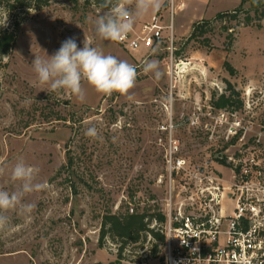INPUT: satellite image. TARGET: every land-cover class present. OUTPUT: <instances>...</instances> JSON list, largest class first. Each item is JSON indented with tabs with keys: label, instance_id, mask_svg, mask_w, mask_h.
Listing matches in <instances>:
<instances>
[{
	"label": "rangeland",
	"instance_id": "obj_1",
	"mask_svg": "<svg viewBox=\"0 0 264 264\" xmlns=\"http://www.w3.org/2000/svg\"><path fill=\"white\" fill-rule=\"evenodd\" d=\"M241 1L176 0L173 63L166 41L160 49L132 54L117 42L99 38L94 21L108 11L97 7L75 8L68 0H53L38 11L9 12L6 0L0 4V27L14 30V23H20L16 45L0 68V189L11 193L19 188L20 182L10 181V171L21 159L39 170L35 182L44 185L24 196V204L34 205L30 213L19 208L6 213L10 224L0 230V264L117 261L118 242L107 238L100 245L102 217L132 207L164 213L171 141L177 142L179 157L192 164L210 161L225 179H230L231 165L243 157L254 156L264 170V19L261 27L256 22L247 26L245 13L237 21H215ZM164 2L159 10L167 26L170 2ZM158 11L138 21L151 20ZM205 20H213L203 37L208 43L191 39L194 25ZM168 34L165 30L164 36ZM73 37L79 48L86 39L134 65L135 87L126 95L109 96L85 83L86 98L80 102L67 91L52 92L40 85L31 65L35 55L51 56ZM148 60L159 63V80L143 72ZM228 82L240 93L242 106L227 109L229 124L214 128L218 110L211 106L212 97L224 93ZM193 120L198 123L192 125ZM234 120L245 141L228 144ZM92 126L100 139L85 136ZM154 244L159 245L156 255ZM122 257V264H160L163 245L149 236L128 247Z\"/></svg>",
	"mask_w": 264,
	"mask_h": 264
},
{
	"label": "built area",
	"instance_id": "obj_2",
	"mask_svg": "<svg viewBox=\"0 0 264 264\" xmlns=\"http://www.w3.org/2000/svg\"><path fill=\"white\" fill-rule=\"evenodd\" d=\"M175 1L169 0V25H164L159 10L149 21L137 20L118 45L133 54L160 49L166 41L173 63ZM178 7L183 8L184 2ZM165 30L169 31L166 37ZM214 119V128L230 122L226 110H218ZM226 141H245L238 121L231 122ZM178 151L177 142L171 141L166 154V221L160 226L154 221L151 226L164 234V264H264V170L256 158L234 162L230 179H225L210 161L192 164Z\"/></svg>",
	"mask_w": 264,
	"mask_h": 264
},
{
	"label": "clouds",
	"instance_id": "obj_3",
	"mask_svg": "<svg viewBox=\"0 0 264 264\" xmlns=\"http://www.w3.org/2000/svg\"><path fill=\"white\" fill-rule=\"evenodd\" d=\"M258 2L254 0V3ZM163 3L164 0H106L105 6H110V11L94 21L95 34L102 40L123 41L134 30L138 19L158 11ZM31 65L40 85H47V90L52 92L67 91L80 102L86 98L85 83L97 93L110 96L113 93L128 94L137 80L134 65L105 54L86 39L83 47L79 48L74 37L63 41L51 56L46 52L43 58L35 55ZM142 70L145 74L152 73L157 80L163 75L155 60L145 61ZM85 136L94 140L101 138L95 126L88 127ZM38 171L23 159L11 168L10 181L20 183L19 188L11 193L0 189V230L9 227L10 217L6 214L9 210L19 208L24 214L32 211L34 205L22 201L26 194L38 192L44 187L42 183L35 182Z\"/></svg>",
	"mask_w": 264,
	"mask_h": 264
},
{
	"label": "trees",
	"instance_id": "obj_4",
	"mask_svg": "<svg viewBox=\"0 0 264 264\" xmlns=\"http://www.w3.org/2000/svg\"><path fill=\"white\" fill-rule=\"evenodd\" d=\"M53 0H6L4 7L11 12L17 9H34L41 10L43 7L48 6ZM73 4L75 8H78L80 4L85 9L91 7H97L100 10L110 11V6H105L106 0H68ZM5 0H0V4ZM11 2V3H10ZM247 7V8H246ZM245 13L246 25L250 26L254 22L258 27H261V22L264 19V0H259L258 3H254V0H242L240 5L226 13H219L215 18V21H237L239 15ZM213 20H205L194 25L191 39H202L201 42L208 43L207 38H203L212 27ZM20 26L19 22L14 23V30H8L0 27V68L5 67L4 60L13 51L17 42L16 30ZM228 29V27L226 28ZM229 39L232 41V36L229 35ZM226 69L231 75L235 74L234 68L225 62ZM211 106L215 110H227L230 107H241L240 93L232 86L230 82L227 83V89L224 93L218 97L213 95ZM67 121L66 119H59ZM73 158L69 159L67 169L72 166ZM157 222V226L163 225L166 221V217L162 212L157 211L152 207L139 208L136 207L131 213L128 209L125 213H112L106 212L102 217L101 232H100V245L104 243V240L110 238L114 242L119 243L118 259L110 264H122L123 253L134 244H142L146 242L148 237L151 240L157 241L163 245L165 241L164 234L157 226L152 228L153 222ZM158 244L153 245L152 252L154 255L158 252ZM103 264V263H97ZM164 264V260L161 259V263Z\"/></svg>",
	"mask_w": 264,
	"mask_h": 264
}]
</instances>
